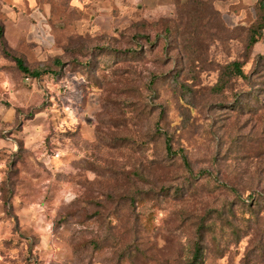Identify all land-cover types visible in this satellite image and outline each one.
Returning a JSON list of instances; mask_svg holds the SVG:
<instances>
[{"label": "rangeland", "instance_id": "374dc122", "mask_svg": "<svg viewBox=\"0 0 264 264\" xmlns=\"http://www.w3.org/2000/svg\"><path fill=\"white\" fill-rule=\"evenodd\" d=\"M66 1L0 0V264H264V10Z\"/></svg>", "mask_w": 264, "mask_h": 264}, {"label": "crops", "instance_id": "0c3cea01", "mask_svg": "<svg viewBox=\"0 0 264 264\" xmlns=\"http://www.w3.org/2000/svg\"><path fill=\"white\" fill-rule=\"evenodd\" d=\"M8 3H15V9L20 12L16 14L20 18H34V24L36 23L41 26L42 18L44 16L39 12L40 7H43L45 11L49 10L51 14L53 4H48L49 0H3ZM42 1V2H41ZM44 1V2H43ZM59 1V0H57ZM159 2V0H67L66 8L69 11L78 12L79 16L82 17H96V18H112L116 15L118 10L121 12L133 13L136 9L143 10L149 6L150 2ZM246 3H258L259 0H243ZM42 3H45L44 5ZM140 3V5H138ZM160 8V4H157ZM32 12V15H31ZM41 15V16H40ZM19 32H24V28L20 29Z\"/></svg>", "mask_w": 264, "mask_h": 264}, {"label": "trees", "instance_id": "16d2710c", "mask_svg": "<svg viewBox=\"0 0 264 264\" xmlns=\"http://www.w3.org/2000/svg\"><path fill=\"white\" fill-rule=\"evenodd\" d=\"M257 5H259L260 8L264 10V0H259ZM259 29L262 30L261 28H259ZM0 36L4 37V30L2 27H0ZM257 43H259L258 38H256V33H253L250 45H256ZM11 58L16 62L18 69L24 75L31 77L33 79H39L42 76L54 74V73H52V70H50V69H34V70H32L25 64V61L22 58L14 57V56H11ZM55 62H57L56 64L59 65L58 61H55ZM59 66H61V65H59ZM232 69L237 75H239L241 77H245V74L241 68L240 63H237V62L233 63ZM167 148L170 150L169 145H167ZM0 190H1V194H2L3 203L5 204V206L7 207L8 210H11L12 205H11L10 200L13 196L12 190L10 189V190L6 191L4 187H1ZM202 257H203V249L200 245H197L194 256H193V260L189 264H200Z\"/></svg>", "mask_w": 264, "mask_h": 264}, {"label": "built area", "instance_id": "2783aa9c", "mask_svg": "<svg viewBox=\"0 0 264 264\" xmlns=\"http://www.w3.org/2000/svg\"><path fill=\"white\" fill-rule=\"evenodd\" d=\"M38 26L35 28V31H36V33H40V31H41V27H40V25L39 24H37ZM42 33V32H41Z\"/></svg>", "mask_w": 264, "mask_h": 264}]
</instances>
